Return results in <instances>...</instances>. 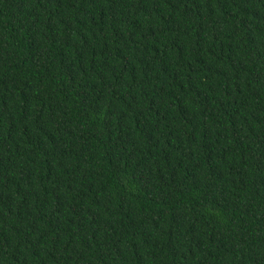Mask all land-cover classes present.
<instances>
[{
    "label": "trees",
    "instance_id": "trees-1",
    "mask_svg": "<svg viewBox=\"0 0 264 264\" xmlns=\"http://www.w3.org/2000/svg\"><path fill=\"white\" fill-rule=\"evenodd\" d=\"M0 264H264V0H0Z\"/></svg>",
    "mask_w": 264,
    "mask_h": 264
}]
</instances>
